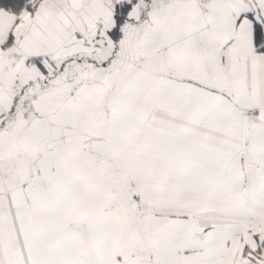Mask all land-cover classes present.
<instances>
[{
	"label": "snow or ice",
	"instance_id": "snow-or-ice-1",
	"mask_svg": "<svg viewBox=\"0 0 264 264\" xmlns=\"http://www.w3.org/2000/svg\"><path fill=\"white\" fill-rule=\"evenodd\" d=\"M0 264H264V0H0Z\"/></svg>",
	"mask_w": 264,
	"mask_h": 264
}]
</instances>
